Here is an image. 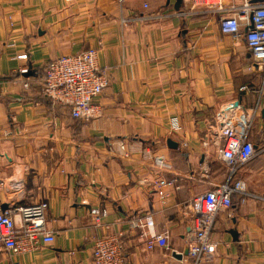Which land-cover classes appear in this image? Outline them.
<instances>
[{
    "label": "crops",
    "instance_id": "obj_1",
    "mask_svg": "<svg viewBox=\"0 0 264 264\" xmlns=\"http://www.w3.org/2000/svg\"><path fill=\"white\" fill-rule=\"evenodd\" d=\"M174 3L0 0V208L46 202L45 226L54 235L20 255L0 246V264H93L101 227L93 225L92 208L104 210L101 223L122 231L129 263L187 264L186 255L177 257L189 230L184 211L225 174L199 137L225 103L259 108L250 132L256 154L239 175L264 195L261 73L244 32L222 33L219 15L189 0H182L181 15L119 23L121 15L177 11ZM96 46L109 83L94 99L100 112L76 119L41 93L39 79L56 56ZM23 52L26 59H17ZM24 65L28 72L20 74ZM159 176L177 178L179 188L155 187ZM232 201L215 219L210 264H264V201ZM148 212L152 233L169 231L168 247L147 249L130 228L131 218Z\"/></svg>",
    "mask_w": 264,
    "mask_h": 264
},
{
    "label": "built area",
    "instance_id": "obj_2",
    "mask_svg": "<svg viewBox=\"0 0 264 264\" xmlns=\"http://www.w3.org/2000/svg\"><path fill=\"white\" fill-rule=\"evenodd\" d=\"M189 2L195 6L208 7L217 13L218 27L222 33L244 32L253 65L261 73L259 94L263 95L264 0H208L203 3L189 0ZM182 13L183 10L158 9L132 16L121 15L119 23L130 21L143 23ZM26 56L27 54L23 52L16 55V58L24 60ZM18 72L27 73V66L20 67ZM108 83V70L100 68L97 64V46L56 56L44 66L39 79L43 95L55 103L66 106L71 117L83 120L100 112L94 99L101 94ZM23 85L28 86L26 81ZM258 113L257 105L246 110L237 102L225 103L218 108L200 133V145L214 148L217 160L224 165L225 174L213 187L196 194L184 211L189 223V230L184 239L187 264H210L214 261L217 242L212 238V229L215 219L220 212L231 208L234 198L241 203L249 199L264 201V195L249 190L239 175L243 166L256 154L254 144L250 140V131ZM175 129H179L178 123ZM153 183L157 188L161 186L179 188L175 177L159 176ZM46 211V202L0 208V246L12 255H20L37 249L41 243L53 242L54 235L45 226ZM103 212L101 208L90 210L93 225L101 227V234L95 237L93 242V264H131L125 259L120 246L122 231H115L109 224L101 223V216L105 214ZM15 215L18 217L17 221ZM153 224L154 220L150 212L134 216L129 221L136 238L144 242L147 249L153 248L158 242H164L165 247H168L166 241L169 238V231L166 229L161 233H152L150 230ZM260 249L264 260V236ZM12 264H20V262L15 260Z\"/></svg>",
    "mask_w": 264,
    "mask_h": 264
},
{
    "label": "water",
    "instance_id": "obj_3",
    "mask_svg": "<svg viewBox=\"0 0 264 264\" xmlns=\"http://www.w3.org/2000/svg\"><path fill=\"white\" fill-rule=\"evenodd\" d=\"M168 1V0H167ZM181 6H182V0H175V3H174V9L175 10H181ZM263 95H264V91H263ZM262 114L264 115V108L262 109ZM167 143L169 144V145H173V142L170 140V139H167ZM232 235H233V237L236 239V237H237V232H235L234 230H231V232H230ZM185 248V247H184ZM178 256V258H181V256L182 255H187V248H185L184 250H183V252L182 253H180V254H177Z\"/></svg>",
    "mask_w": 264,
    "mask_h": 264
},
{
    "label": "rangeland",
    "instance_id": "obj_4",
    "mask_svg": "<svg viewBox=\"0 0 264 264\" xmlns=\"http://www.w3.org/2000/svg\"><path fill=\"white\" fill-rule=\"evenodd\" d=\"M257 122H258V121H257L256 118H255L254 121H253V125H252V126L254 127V125H257ZM253 127H252V128H253ZM251 131H252V130H251ZM251 131H250V132H251ZM250 140L252 141V138H250ZM217 165H218V166H217ZM216 166H217L216 168L214 167L215 169H218V170L220 169V170H221V166H222V165H220V164L217 162V163H216ZM214 168H213V169H214Z\"/></svg>",
    "mask_w": 264,
    "mask_h": 264
}]
</instances>
